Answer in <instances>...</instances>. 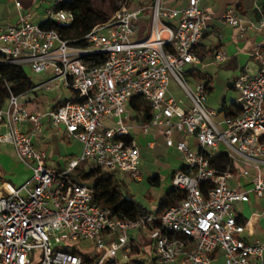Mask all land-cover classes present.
<instances>
[{
  "label": "built area",
  "instance_id": "2783aa9c",
  "mask_svg": "<svg viewBox=\"0 0 264 264\" xmlns=\"http://www.w3.org/2000/svg\"><path fill=\"white\" fill-rule=\"evenodd\" d=\"M13 1L21 9V1ZM70 1L51 0L46 18L71 24V11L55 9ZM176 1L124 0L106 21L74 40L41 28L27 14L0 24V64L46 75L24 93H11L0 108V143L12 144L31 170L19 186L0 183V264H135L139 231L147 233L157 264H264V243L243 237L245 223L235 206L250 202L251 193L264 197V17L251 23L262 35L252 54L256 68L235 74L238 111L228 116L206 108L209 83L194 75L205 66L198 46L210 29L211 15L200 5L208 0ZM220 19L243 31L231 9ZM140 23L143 35L134 37ZM78 40L84 44H74ZM226 59L225 52L214 53L216 62ZM172 80L184 100L171 95ZM38 90L69 95L40 112L34 109ZM134 96L150 107L143 131L161 129L165 146L184 160L171 175L172 187L184 197L161 215L148 210L127 219L96 203L91 184L73 181L69 172L86 160L91 168L141 178L132 124L124 121ZM45 127L80 144V153L59 169L35 144Z\"/></svg>",
  "mask_w": 264,
  "mask_h": 264
},
{
  "label": "crops",
  "instance_id": "0c3cea01",
  "mask_svg": "<svg viewBox=\"0 0 264 264\" xmlns=\"http://www.w3.org/2000/svg\"><path fill=\"white\" fill-rule=\"evenodd\" d=\"M22 7L18 9L14 5L13 0H0V24L16 23L19 14H27L30 21L34 23H39L46 18L45 11L51 5V0H20ZM170 5L178 4L176 0H164ZM201 6L205 7L211 15V19L207 21L210 29L203 35L200 40V45L207 56L202 59L205 67L212 65H217L218 63H225L226 66L230 68L232 74L230 75L229 87L233 88V78L235 74L242 69L254 70L256 68V61L252 54L257 49L260 41L262 40V35L259 34L256 29L251 25V23L258 20L257 14L262 7H264V0H208L202 1ZM231 9L240 20L243 27V31L240 32L239 28L229 25L220 17L225 10ZM211 37L213 39L211 40ZM206 40L210 42L205 43ZM217 50H221L226 53L227 59L221 62H216L214 60V53ZM199 70V69H198ZM202 72V71H201ZM207 75L206 78L211 80L209 87V94L213 90V78L207 72H202ZM46 75H37L34 77L36 83L43 81ZM169 90V88H168ZM39 91V90H38ZM170 91V90H169ZM42 92H40L41 94ZM45 93L44 101L38 99V106L34 107L35 110L44 112L46 109L54 107L57 103L63 101L68 97V92L61 90L59 92L49 91ZM171 93V92H170ZM172 95V94H171ZM173 96V95H172ZM209 96V95H208ZM236 97L227 101L225 98L222 100L226 107H231L235 104ZM222 104L220 110L222 108ZM219 110V111H220ZM47 122V119L44 120ZM112 124L111 121H107ZM127 122L131 123L130 134L135 140L139 148L140 155V167L142 176L139 180H134L135 182H144L146 184L144 197L149 200V205H143L147 210L154 211L165 196V194L172 187L171 185V175L172 173L183 167L184 160L181 155L171 147H166L164 143V136L161 129L149 128L147 131H143L142 127L147 122L143 121V116L128 106V119ZM55 130L51 127H45L42 134L35 138V144L42 149L46 150L49 155V165L53 168L59 169L63 164L64 160H58L56 164L51 162L52 154L51 150L47 149L40 141L42 138L48 136L49 131ZM63 140L64 146V157L69 159L77 156L80 153V144L72 139L66 138L57 130H55ZM177 138H182L180 135H176ZM189 145H194V140L191 137H187ZM3 158L8 159L5 153H0ZM178 157L182 160V163L178 168L172 167L173 159ZM17 158V157H16ZM55 158V157H54ZM19 160V159H18ZM21 162V161H20ZM31 176V170H30ZM29 176V177H30ZM23 178L19 180V185L23 184L27 179ZM157 177L159 184H150L148 178ZM2 177H0L1 179ZM123 180L131 179L122 175ZM8 182L5 179H1V182ZM166 183L164 184V182ZM9 183V182H8ZM12 185V184H11ZM16 185V186H19ZM254 203L252 200L246 203H237L236 212L237 217L243 219L245 223V231L243 237L247 238L253 242L264 243V197L256 198L254 197ZM240 222L241 219H238ZM134 240L136 242L135 250L133 251L132 259L142 258L144 260L150 261L154 255V249H151L150 239L146 232L139 231L134 234ZM186 264V263H178Z\"/></svg>",
  "mask_w": 264,
  "mask_h": 264
},
{
  "label": "trees",
  "instance_id": "16d2710c",
  "mask_svg": "<svg viewBox=\"0 0 264 264\" xmlns=\"http://www.w3.org/2000/svg\"><path fill=\"white\" fill-rule=\"evenodd\" d=\"M124 0H71L70 2H61L55 5V9H66L72 12L73 21L71 24L62 25L49 18L40 21L38 25L44 29H54L64 39H79L89 32L96 24L106 21L110 15L116 11ZM106 5V6H105ZM108 7V8H107ZM264 17V7L260 9L257 18ZM74 44H84L82 40L74 42ZM198 52L201 59L207 54L203 51L201 45L198 46ZM102 56V55H101ZM104 58V56H102ZM196 78L204 79L206 74L200 70L194 72ZM211 83V80H208ZM36 84L34 78L28 75L26 67L19 64L2 63L0 64V108H2L8 98L12 94H21L32 88ZM211 91V88L209 87ZM60 104L57 103L53 108ZM129 106L143 116L144 122H149L151 118L150 107L140 96H134L129 102ZM225 115L233 116L238 109L235 105L226 107L223 103L220 110ZM75 182L90 181L93 189V200L109 209L119 216L127 219H133L139 215L146 213L148 210L133 194L124 190V180L113 173L102 171L100 168H89L84 174H80L79 165L75 168ZM70 176V175H69ZM70 178H72L70 176ZM150 184H159L157 177L148 178ZM184 193L174 187H171L160 200L154 212L161 215L169 206L183 199ZM243 222L241 217H238ZM135 250V249H134ZM84 260L87 261L85 258ZM135 264H157L154 258L150 261L142 258L132 259Z\"/></svg>",
  "mask_w": 264,
  "mask_h": 264
},
{
  "label": "rangeland",
  "instance_id": "374dc122",
  "mask_svg": "<svg viewBox=\"0 0 264 264\" xmlns=\"http://www.w3.org/2000/svg\"><path fill=\"white\" fill-rule=\"evenodd\" d=\"M99 0H94L95 3H98ZM106 6V5H105ZM108 8V7H107ZM142 24L140 23V31L139 34L136 32L133 36L134 37H142L143 30H142ZM163 36H165V33H162ZM213 37H211V40ZM210 42L209 40H206L205 43ZM200 71L207 72L209 75L213 78V90L209 94L207 102H206V108L208 110H215L219 111L222 100L225 98L227 101H230L231 99H234L236 97V91L229 87V84L231 82L230 75L232 74V71L228 66L225 65V63H218L217 65H212L209 67H200ZM26 71L28 75H30L32 78L35 77V75L26 68ZM171 94L175 99H181L184 100V94L181 91V89L176 85V83L172 80L169 83L168 86ZM35 95L39 98L40 101H44L45 93L40 94V91H37ZM126 122L127 119H124ZM44 146H46L47 149L51 150L54 157H52L51 162L53 164H56L58 160H64L66 161L67 158L64 157V150H63V140L61 139V136L55 131L51 130L49 131L48 136L44 137L40 141ZM0 153H5L7 156V160L3 158V156L0 155V177L8 181L13 186L19 185V180H22L23 178H27L30 176V169L27 165L20 162L18 160L17 154L15 152L14 146L10 143H0ZM17 157V158H16ZM182 163V160L178 157H175L173 159L172 164H170L174 168H178L180 164ZM32 165V162L29 163ZM80 167V174H84L88 171L90 168L88 165V162L86 160H82L79 163ZM76 172L72 171L69 172V175L73 179L75 177ZM1 178V179H2ZM0 179V181H1ZM89 182L90 181H86ZM166 181L164 182V184ZM146 184L144 182H135L134 180H124V190L127 193L133 194L134 198L139 201L142 205L148 206L149 200L144 197ZM251 199L252 203H254V195L251 193ZM76 245L79 247L80 251L82 253H90V250L87 248H84L80 246L78 243ZM150 247L153 250V244L150 242ZM118 257L120 258V254L118 253ZM133 257V256H132ZM124 262V260H122Z\"/></svg>",
  "mask_w": 264,
  "mask_h": 264
}]
</instances>
